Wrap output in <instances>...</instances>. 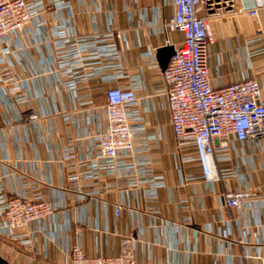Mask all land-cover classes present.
<instances>
[{"label":"crops","instance_id":"crops-1","mask_svg":"<svg viewBox=\"0 0 264 264\" xmlns=\"http://www.w3.org/2000/svg\"><path fill=\"white\" fill-rule=\"evenodd\" d=\"M53 1L45 0L37 28L7 44L12 53L0 63V87L8 89V101L0 106V145L6 144L10 157L0 161V171L6 165L10 174L3 178L5 194H39L57 212L29 243L0 235V252L14 264H67L77 243L90 256H113L124 238H132L139 262L259 264L264 207L240 218L221 200L244 188L243 178L252 188L264 187V140L261 151L252 142H236L232 159L219 164L221 180L208 188L199 163L182 162L194 149L179 147L163 106L159 51L183 41L167 26L175 0H63L59 8ZM224 1L216 12L201 10L214 35L208 47L210 81L219 87L250 75L264 97V8L251 18L238 12L240 0L230 8ZM110 34L120 59L105 56L107 42L96 41V35ZM76 53L82 57L72 62ZM113 87L134 88L144 118L138 152L127 161L144 163L120 178L102 171L95 176L92 168L98 136L107 126V91ZM31 108L42 115L40 121L28 120ZM138 173L140 179L162 176L166 186L156 197L147 196L145 185L129 186ZM244 236L249 246L239 243ZM248 248L252 259L244 257Z\"/></svg>","mask_w":264,"mask_h":264},{"label":"built area","instance_id":"built-area-1","mask_svg":"<svg viewBox=\"0 0 264 264\" xmlns=\"http://www.w3.org/2000/svg\"><path fill=\"white\" fill-rule=\"evenodd\" d=\"M224 0H175V14L168 22L170 30L183 35L181 45L174 49V54L163 71L164 108L170 112L171 126L180 148H193L194 156L182 159L183 163L196 160L201 169L200 178L208 188L221 180L219 164L232 159L231 150L236 142H252L260 149V140H264V97L263 88L256 77L247 75L226 85L214 87L209 78L208 47L213 43V31L202 8L207 12H216ZM238 12L251 18H257L264 4L259 6L255 0H240ZM233 0H225L226 8ZM63 0H54L52 5L59 8L65 5ZM47 9L45 0H0V63H6L12 53L10 42L20 39L25 30L39 26L40 12ZM96 41L107 42L105 56L122 58L113 34L96 35ZM246 55L249 53L246 51ZM81 54L70 56L75 62ZM218 68V67H217ZM8 89L0 87V106L8 101ZM138 98L134 88L113 87L107 91L106 129L99 134L97 152L92 168L95 176L102 171L115 177L128 176L142 161H133L139 124L144 121L136 109ZM42 115L31 108L28 120L38 122ZM0 161L8 162L10 157L5 143L0 145ZM2 166V165H1ZM0 171V235L19 243H29L36 231L47 229L54 218L57 207L44 200L39 194H5L3 178L9 176L8 168ZM2 169V170H3ZM244 188L225 193L221 206L235 209L240 218L246 211L259 214L264 207V187L252 188L243 178ZM145 185L147 196L156 197L157 190L165 187V179L160 177L129 180V186ZM120 206L116 207L119 215ZM166 226H172L165 222ZM231 223L228 222V226ZM240 244L251 243L244 236ZM137 241L132 238L122 240L119 254L113 256H90L85 253L80 243L72 247L67 264H160L139 262L135 257ZM187 254L193 253L191 249ZM244 257L252 259L250 249ZM259 264L264 259L258 256ZM169 264V263H168Z\"/></svg>","mask_w":264,"mask_h":264},{"label":"water","instance_id":"water-1","mask_svg":"<svg viewBox=\"0 0 264 264\" xmlns=\"http://www.w3.org/2000/svg\"><path fill=\"white\" fill-rule=\"evenodd\" d=\"M174 54V48L173 47H166L159 51V55L162 57L161 59V65L163 70H165ZM0 264H12L5 258H3L0 255Z\"/></svg>","mask_w":264,"mask_h":264},{"label":"rangeland","instance_id":"rangeland-1","mask_svg":"<svg viewBox=\"0 0 264 264\" xmlns=\"http://www.w3.org/2000/svg\"><path fill=\"white\" fill-rule=\"evenodd\" d=\"M0 255L4 256L6 260H8L10 263L14 264L13 260L11 259V257H9V256H8V257L5 256V254H3L2 252H0ZM4 257H3V258H4ZM6 257H7V258H6Z\"/></svg>","mask_w":264,"mask_h":264}]
</instances>
